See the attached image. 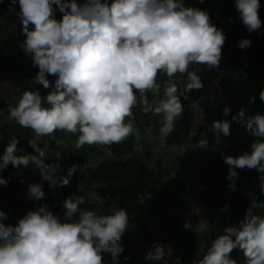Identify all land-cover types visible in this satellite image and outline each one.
I'll return each instance as SVG.
<instances>
[{"label": "clouds", "instance_id": "clouds-1", "mask_svg": "<svg viewBox=\"0 0 264 264\" xmlns=\"http://www.w3.org/2000/svg\"><path fill=\"white\" fill-rule=\"evenodd\" d=\"M16 2L12 0L13 4ZM18 3L17 16L26 36L22 48L38 67L34 81L49 88V74L56 79L55 88L46 96L38 89L26 90L9 109V118L31 128L37 137L55 139L58 129L78 134L75 148L85 144L111 145L129 137L133 132L132 108L138 102L137 92L143 112L161 115L159 131L166 138L183 115L181 96L187 99L190 90L204 86L200 74L190 71V66H218L226 40L223 29L211 22L206 9L188 6L185 0ZM260 7V0H235L248 32L260 29L264 23L258 12ZM57 9L62 13L60 18L55 15ZM30 24L34 27L30 28ZM252 42L250 37H242L238 47H250ZM161 71L169 77L164 82L163 98L149 102V90L155 97L161 95V83L156 79ZM176 73L187 74L184 92L178 93L173 79ZM259 97L264 102V88ZM255 99V95L250 96L249 103ZM246 111L241 106L232 120L244 124L253 137H264V113L246 116ZM223 112L226 117L230 107L225 105ZM232 120L212 121L217 144L221 143V134H231ZM28 142L33 151L17 154L18 140H10L0 155V170L9 163L21 170L31 163L52 186L68 185L77 165L73 163L66 175L57 177L60 165L46 162L44 149L32 139ZM196 144L209 147L205 137ZM211 147L218 150L215 145ZM219 151L229 167L230 188L235 190L238 168H255L260 174V193L264 194V139H254L250 150L237 155ZM8 179L0 175V184H7ZM27 194L35 200L45 196L40 183H31ZM248 195L251 202L243 218L226 226L206 251H196L192 264H237L230 255L233 249L243 252L247 264H264V212L256 211L264 209V199L252 192ZM84 201V196L71 194L63 200L62 215L41 204L18 217L14 224L5 223L9 213L0 209V264H107L104 252L111 254L112 264H120L119 254L124 251L122 235L129 225L127 210L117 207L109 214H98L81 209ZM194 211L199 213L201 207H194ZM184 227L203 235L209 230V222L200 216L198 223L186 219ZM145 259L167 264L164 244L154 242Z\"/></svg>", "mask_w": 264, "mask_h": 264}, {"label": "trees", "instance_id": "trees-1", "mask_svg": "<svg viewBox=\"0 0 264 264\" xmlns=\"http://www.w3.org/2000/svg\"><path fill=\"white\" fill-rule=\"evenodd\" d=\"M7 0H0V5L5 6ZM188 6H195L206 9L211 18V22L217 27L222 28L226 34L225 43L222 46V57L221 61H224V65L221 68V75L226 74L231 77V79H236L237 85L224 87V95L226 105L230 107V119L232 116L240 109L241 106L246 108V116L252 115L256 112L264 113V102L260 100L259 92L261 88H264V53L260 51L259 42L257 39V33L262 29L264 30V25H261L260 29L249 32L245 37H250L252 39V44L250 47L240 48L238 47V36L242 33L246 26L242 23L239 13L235 8V1L233 0H208L207 2H200L197 0H185ZM261 7L259 8V14L264 16V0H260ZM12 16L18 18L15 12L11 11ZM57 18L62 16V13L57 9L55 13ZM3 17L0 15V67L8 66L11 64L16 65V70L14 76L10 79L13 87L18 90V101L22 94L26 90L35 91L39 90L42 96H46L48 92L55 88L56 76L50 80V87L45 88L42 84H36L34 77L38 71V67L32 64L30 57L15 58L12 54L8 55L10 48L15 46V43L21 39L22 35V22L19 20L11 19L7 22H2ZM31 28L34 25H29ZM189 70H195L199 73V69L196 66H190ZM160 81L164 85V82L169 80V77L164 72H160ZM200 74V73H199ZM178 93L184 92L185 85L187 83V74L176 73L173 77ZM204 93L203 87L200 89H192L187 93V99L194 101L192 108L184 109L182 119H186L189 115L195 114L201 106H206L208 99L201 103L200 98ZM163 92H161V95ZM160 95V96H161ZM255 95V102L249 103V97ZM185 98L181 96L183 101ZM3 104L0 103V110ZM208 109L210 116L207 120V126L204 128H197V131L201 133L202 131H209L212 134V121L216 119H221V109L213 104H208ZM134 111V110H133ZM135 113V112H134ZM136 116V115H135ZM233 128L239 129L235 134L231 133L228 136H223L221 134V143H216V136L213 135L211 139L208 140L209 147L207 149L211 153V160L208 170L205 172L207 181L209 182V187L204 191L197 193L199 199L203 200V211L207 217L211 236L210 242L220 233L223 232L224 228L242 219L244 213L248 207L243 201V196L246 191H252L257 195L258 199H264V194L260 193V190L253 189V179L255 177V171L247 167L243 169H237L238 176L236 178L235 190L229 187V180L227 174L229 171L228 165L224 162L219 149H222L226 153H231L237 155L245 150H250L251 142L254 139H259V137H253L250 132L246 129L244 124H241L235 120H232L231 130ZM57 137L55 139H50L51 145H55V142L59 140V132H55ZM240 133V137L238 135ZM36 134L31 128H25L15 121L12 124H4L0 128V155L3 154L6 144L13 138L18 140V150L23 152H32L33 149L29 145L28 140L35 137ZM44 137V136H42ZM134 140L130 135L126 140L120 143H113L108 145L113 159L110 162L104 163L96 167L91 176L98 179H103L109 183H115L116 188L114 191V199L118 207H123L130 211H138L142 216L143 227H144V237L141 247L143 251H147V247L151 241L150 233L146 229V205L150 203L154 206L155 215L154 218L157 223L162 226L166 236L176 234L178 229L171 231V227L167 223H162L157 218V203L155 197L162 190L154 189L149 184H146L147 180V168L135 161L127 163H121L118 160L120 155L130 154L133 151ZM212 145H215L218 150H213ZM96 149V145L85 144L80 148H77L74 152L70 153V158L76 160L84 168H87L86 159ZM15 167L9 163L7 168L0 170V175L8 177V174ZM9 178V177H8ZM75 181V182H74ZM76 181L78 179L73 177L72 186H76ZM8 186V187H7ZM10 186V187H9ZM44 191L49 193L52 191V185L48 180L44 181ZM2 190H0V202L4 195L7 196L6 202L9 206L15 209L14 218L8 215L5 223H16L18 219L17 212L21 213L25 207L29 205L24 199V191L21 183L8 179V183L0 184ZM149 195L150 199L146 200L144 205L141 203L140 195ZM54 198L43 197L41 202L51 203ZM227 205V208L224 206ZM7 212V209L1 206ZM84 209H96L93 206H85ZM223 209V210H222ZM54 213L62 215L63 210H53ZM14 219V220H13ZM173 224L178 225L179 222L174 220ZM179 228V227H176ZM128 243L127 248L119 256L120 264L123 262L126 256L130 257V264H138L137 249L133 246V243L129 240L122 241ZM210 244V243H209ZM144 245V246H143ZM207 247L202 245L200 239L194 235H184L178 237V250L176 255L180 257L181 264H192L195 258L196 251H206ZM236 261L237 264H242L244 255L241 250L233 249L230 254ZM111 256V255H110ZM172 259H169V264H173ZM112 264V263H111Z\"/></svg>", "mask_w": 264, "mask_h": 264}, {"label": "crops", "instance_id": "crops-1", "mask_svg": "<svg viewBox=\"0 0 264 264\" xmlns=\"http://www.w3.org/2000/svg\"><path fill=\"white\" fill-rule=\"evenodd\" d=\"M197 1L207 2L208 0ZM259 15L261 20L264 21V16L261 14ZM262 25H264V23H262ZM248 33L247 30L245 31V29H243L238 39L240 40ZM25 38L26 36L24 33L21 39L15 43V46L20 45L19 48L23 49L22 42ZM257 39L260 44L259 46H261L260 51L264 53V30L261 29L259 33H257ZM26 57L28 56L26 55ZM223 65L224 61L220 62L218 66L210 68L197 65L204 83V93L199 101L203 103L208 99V103L206 106H201L195 114L189 115L186 119H182V116L178 118L175 122L174 130L166 138H162L159 131L162 125L161 115L143 112L142 105L139 103L140 94L137 92L138 102L132 108L136 115L133 132L131 133L134 140L133 151L130 154L120 155L118 157L121 163L128 164L131 161H135L145 166L148 176L145 183L149 184L154 189L162 190V192L158 193L155 197L157 203V218L160 222L169 224L172 229L171 231L178 229L177 233L168 236L166 241L169 259H172L171 262L173 264H181L180 257L176 255L178 250V237L194 235L200 239L202 245L208 247L210 243V224L209 230L203 235H199L195 234L190 229H186L184 227V222L186 219H191L193 223H198L200 216L207 219L203 211V200L198 198L197 193L204 192L210 185L207 181L205 172L208 170L210 164L211 153L207 148L200 147L196 143L203 137L209 140L215 134L209 131H202L199 133L197 128H204L207 126V120L210 116L208 109L209 103L221 109V119L227 118L231 120L230 112L226 117L223 112L226 105L224 87L226 85H228V87L236 86L237 81L236 79H231V77L226 74L221 76V68ZM54 77L55 75L51 74L48 76L49 80ZM160 78L161 74L158 72L156 79L157 82L161 83L160 91L163 92L164 85L160 81ZM146 95L149 102H155L157 99L163 98V94L160 97H155L150 90L146 92ZM182 102L184 104V109L192 108L194 105V101L191 99H184ZM0 103L3 104L2 109H4V112L1 114V121L7 123L11 120L9 118V109L18 103V98L8 100L7 97L1 96ZM56 131L59 132V140L55 142L54 146L51 145L49 141L53 139L50 136H35L32 140L39 144L47 153L45 157L46 162L53 164L58 163L60 165L55 173L57 177L66 175L68 167L73 163L77 165V170L72 175L68 185L52 186V191L49 193L44 191L45 196L43 199L48 196L54 198L51 203L46 204L50 209L63 210V200L67 196L71 194L82 195L85 197V201L80 205L81 209L90 205L96 209L98 214H109L112 209L118 207L114 199L116 184L91 176L96 167L110 162L113 159L112 153L109 154L110 149L108 145L95 144L96 149L91 152L86 159L87 168H83L80 163L76 160H72L69 156L71 152L77 149L74 147V142L78 134L59 129ZM236 132L237 128L231 130V133L235 134ZM238 135L240 137V133H238ZM54 136L55 138L57 137L56 133H54ZM259 139H264V137H259ZM21 153L22 151L17 149V154ZM57 154H59L60 157H57ZM254 171L253 189L260 190V174L255 168ZM8 177L21 183L24 191V199L29 202V205L18 215L19 217L25 214L29 209H34L38 205L45 204L41 202V199L35 200L29 198L27 194L28 187L31 183H40L43 186L45 181V179L42 178L40 169L36 168L35 165H31L30 163L28 167L22 166V170L15 167L10 171ZM73 177L78 179L75 183L76 186H72ZM0 190H2L1 187ZM249 192L252 191H246L243 196V201L248 205L251 202V197L248 195ZM4 196L7 197L6 195ZM194 207H201V211L199 213L195 212ZM256 211L264 212V209L257 208ZM127 213L129 216V225L122 235V241L129 240L133 243V246L136 247L138 264H153L151 260L145 259L146 252L143 251L141 247L142 243L140 241H142L144 237L142 216L136 210ZM174 220L178 221L179 224H173ZM103 259L107 261V264L112 263L110 253L104 252ZM243 259H245L246 262V258ZM121 260H124L121 264L131 263L129 259Z\"/></svg>", "mask_w": 264, "mask_h": 264}, {"label": "rangeland", "instance_id": "rangeland-1", "mask_svg": "<svg viewBox=\"0 0 264 264\" xmlns=\"http://www.w3.org/2000/svg\"><path fill=\"white\" fill-rule=\"evenodd\" d=\"M5 6L0 5V15L3 17L2 22H7L11 19L18 20L15 16H12L13 13L11 11L15 12L17 14L18 9H19V3L18 0L15 4L12 3V0H7L5 2ZM30 27V26H29ZM31 28V27H30ZM0 34V38H1ZM21 44V43H19ZM20 45H16L13 48H10L8 51V55L12 54L15 58H23L26 57V54L24 53L23 49L19 48ZM16 70V65L11 64L8 66L0 67V97H7L8 100L16 99L18 98V90H16L12 83L10 82V79L14 76ZM223 76V75H221ZM4 112V109H1L0 113V128L4 124H12L13 120L11 119L9 122L4 123L1 121V114ZM239 132V129L237 130ZM7 197L3 196L0 204L2 207L7 209V212L9 213L11 218H14L13 215H15V209L12 206H9L8 203L6 202ZM18 215H20L19 212H17ZM14 220V219H13ZM242 264H247V260L245 262V259H243Z\"/></svg>", "mask_w": 264, "mask_h": 264}, {"label": "built area", "instance_id": "built-area-1", "mask_svg": "<svg viewBox=\"0 0 264 264\" xmlns=\"http://www.w3.org/2000/svg\"><path fill=\"white\" fill-rule=\"evenodd\" d=\"M235 1V0H233ZM132 113H133V119H135V113L132 109ZM128 118H126V121H127ZM109 154H111L110 150H109ZM140 199H141V203L144 205L145 201L146 200H149L150 199V196L149 195H140L139 196ZM146 209H147V213H146V229L148 231V233H150V238H151V241L147 247V251L146 253L148 252V250L150 248H152L154 242H159V243H163L164 244V247H165V260L167 262V264H169V254H168V249H167V244H166V241H167V236L164 232V230L162 229V226L156 222L155 218H154V215H155V211H154V206L151 205L150 203H148V205H146ZM123 245H124V250L127 248L128 246V243H125V242H122ZM122 253L119 254V256L121 255ZM111 255V254H110ZM153 264H164V261L163 260H158V261H152Z\"/></svg>", "mask_w": 264, "mask_h": 264}]
</instances>
